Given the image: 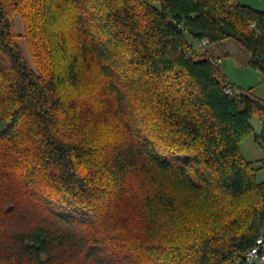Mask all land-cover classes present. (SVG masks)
<instances>
[{
	"label": "trees",
	"instance_id": "1",
	"mask_svg": "<svg viewBox=\"0 0 264 264\" xmlns=\"http://www.w3.org/2000/svg\"><path fill=\"white\" fill-rule=\"evenodd\" d=\"M188 37L264 77V10L238 0H0V264H245L264 100Z\"/></svg>",
	"mask_w": 264,
	"mask_h": 264
},
{
	"label": "rangeland",
	"instance_id": "2",
	"mask_svg": "<svg viewBox=\"0 0 264 264\" xmlns=\"http://www.w3.org/2000/svg\"><path fill=\"white\" fill-rule=\"evenodd\" d=\"M17 42L23 50L26 58L32 63V54L29 49L27 38L25 36L24 21L21 16L16 17ZM189 42L193 44V48L197 53H202L204 49L211 57L219 62L220 70L227 76L232 83L234 92L252 87V93L264 100V77L260 70L249 67L246 62L248 60V52L242 48L235 40L228 39L222 43L207 44L202 48L196 44L190 37ZM254 131L247 138L243 139L239 146L246 160L254 161L256 167H260L257 173V180H264V150L261 149L254 139L255 132L262 129V121L259 115L251 118Z\"/></svg>",
	"mask_w": 264,
	"mask_h": 264
},
{
	"label": "built area",
	"instance_id": "3",
	"mask_svg": "<svg viewBox=\"0 0 264 264\" xmlns=\"http://www.w3.org/2000/svg\"><path fill=\"white\" fill-rule=\"evenodd\" d=\"M207 40H203L202 44L205 45ZM214 63H218V60H214ZM228 92H231L230 88H227ZM245 264H264V234L261 235L257 244L245 252Z\"/></svg>",
	"mask_w": 264,
	"mask_h": 264
},
{
	"label": "crops",
	"instance_id": "4",
	"mask_svg": "<svg viewBox=\"0 0 264 264\" xmlns=\"http://www.w3.org/2000/svg\"><path fill=\"white\" fill-rule=\"evenodd\" d=\"M241 4H244V5H249L255 9H258V10H264V0H238ZM200 46V45H199ZM249 54V53H248ZM214 58V57H213ZM250 58V54H249V57H248V60ZM216 59V58H215ZM217 60V59H216ZM247 60V62H248ZM246 62V63H247ZM219 64V62H218ZM253 87V86H251Z\"/></svg>",
	"mask_w": 264,
	"mask_h": 264
}]
</instances>
